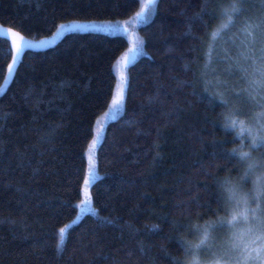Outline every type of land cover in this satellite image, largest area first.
<instances>
[{
	"label": "trees",
	"instance_id": "trees-1",
	"mask_svg": "<svg viewBox=\"0 0 264 264\" xmlns=\"http://www.w3.org/2000/svg\"><path fill=\"white\" fill-rule=\"evenodd\" d=\"M229 1L235 2L160 0L141 26L147 52L127 66L125 106L106 123L96 180L88 188L99 219L89 211L75 220L86 152L110 107L113 67L128 40L72 31L51 46L23 51L0 91V264H186L182 244L201 239L190 233L226 219L218 182L231 175L230 185L257 196L254 178L244 179L247 165L230 158L240 145L223 128L227 109L219 100L248 123L256 115L251 90L234 65L243 63L236 58L246 24L259 23L264 10L260 0H248L220 35L223 22L229 24ZM140 6L139 0H0V26L40 39L76 20L132 21ZM12 55L9 39L0 36V88ZM209 58L214 90L205 94L197 80ZM217 92L222 96L210 103ZM259 149L252 150L254 159L264 156ZM229 234L219 227L211 232L201 264L227 246Z\"/></svg>",
	"mask_w": 264,
	"mask_h": 264
},
{
	"label": "snow or ice",
	"instance_id": "snow-or-ice-1",
	"mask_svg": "<svg viewBox=\"0 0 264 264\" xmlns=\"http://www.w3.org/2000/svg\"><path fill=\"white\" fill-rule=\"evenodd\" d=\"M156 2L157 0H148V4ZM202 2L205 5L207 4V0H202ZM247 2L248 0H235L234 3H231L225 9L224 15L229 17V24L224 25L220 35L224 33V30L230 24L234 23L232 15L238 18L239 14L243 11L241 5ZM148 4L141 8V11L136 14V18L134 19H139L143 16L144 8ZM260 4L262 10H264V0H260ZM78 27L80 26L73 25L68 31H72ZM61 28H64V26L61 25ZM125 31H127V28H125ZM243 32L246 39L241 41L242 51L236 58L237 61L242 60L243 63H235L234 67L245 77L248 89L251 90L249 95L255 102L253 110L256 111L258 109V111H256L254 117H251L252 122L248 123L246 120L240 119L242 113L239 110L228 108V102L226 100H221L220 103L227 109L223 115V128L226 132H234L233 143H239L240 145L239 148L232 149L230 158L235 159L238 157V162L247 165L244 172V179L254 178L253 183L257 196L253 197L250 193L242 194L238 186L230 185L227 180L218 182L220 188L223 189L220 193L218 203L227 206L222 209L226 219L219 220L212 225H207L202 229L197 227L190 233L200 235L201 239L194 246L182 244L185 256L187 257L186 264H201V253L203 252L204 255H209L210 250L206 246L209 243L211 232L216 231L218 227L227 228L230 234L227 246L222 251H218L215 255L209 257L210 264H264V156H261L259 159H254L251 154L252 150L264 148V46L257 48L258 42L264 41V17L260 18L259 23H247ZM21 43H23V38H21ZM26 47L32 46L26 45ZM16 50L17 54H19L21 50L19 44ZM131 51L133 49H129V52ZM12 61L13 63L8 66L9 74L13 73V66L16 64L15 56L12 57ZM127 61L128 56L125 55L118 62L121 65V84L118 86L120 90L117 91L111 101L113 111L111 113H105L106 117L109 115L115 117L116 112L125 102V77L123 75V67ZM212 63V60L209 58L204 65L203 71L200 73V78L197 80L198 83L204 85L203 92L205 94H210L214 90V86L207 78L215 72V69L211 67ZM0 72H2V69H0ZM215 87L219 88L221 85L217 83ZM2 95L3 93L0 92V96ZM240 95V93H237L235 98L239 99ZM219 96H222V93L217 92L210 97L209 102L214 104ZM127 123L131 126L134 122L128 121ZM96 147L97 145L94 139L88 149L89 173L88 177L84 180L85 190L83 196L85 199L81 200V212L87 214L91 211L99 219L95 210L89 207L92 204V199L87 190L92 182L96 180V173L94 171L96 163L92 155ZM246 147L249 149L248 151L244 150ZM250 200L255 203V207H252V204L249 203ZM108 223H111V221H108ZM154 228L155 226H153V230ZM65 232L66 228L62 227L59 229L61 240H64ZM173 264H179V262L174 261Z\"/></svg>",
	"mask_w": 264,
	"mask_h": 264
},
{
	"label": "rangeland",
	"instance_id": "rangeland-1",
	"mask_svg": "<svg viewBox=\"0 0 264 264\" xmlns=\"http://www.w3.org/2000/svg\"><path fill=\"white\" fill-rule=\"evenodd\" d=\"M139 1H140V5H141L140 7L141 8L144 7V5L148 4V0H139ZM159 1L160 0H157L156 3L148 4V6L144 8L143 16L139 19H134L132 21H120V22H114V23L113 22H102V21H99V22L98 21H92V22L71 21V22H67V23L62 24L64 26V28H61V26L58 27V29L52 35H50L48 37L40 38V39H30V38L25 37L22 33H20L19 31L15 30V29L0 26V36L6 37L7 39H9V41L11 43L12 50H13L12 57L13 56L16 57V64H17L18 59L20 58L21 54L23 53V51L25 49L39 50V49H43V48H46L48 46H51L55 42H57L67 32L97 31V32H104V33H107L110 35H116V34L123 35L128 40L129 45H128V48L126 49V51L120 56V58L117 60V62L114 64V67H113V71H114V74L116 76V85H115V89H114L112 99L116 95L117 91L120 90L118 88V86L121 84V80H120L121 65L118 62L121 61L122 57L127 55L128 61L123 67V75L125 77L124 94H125V99H126L127 79H128L127 78V66L130 65L131 63H133L134 61H136L140 56L145 55L147 52L145 47H144V44H143L142 32H141L140 28L142 25L147 24L148 20L149 21L152 20L151 18H153V16H154V13H155L156 8L158 7ZM141 8H140L139 12L141 11ZM147 17L149 19H147ZM73 25H77L80 27H78L72 31H68V29H71ZM125 28H127V31H125ZM21 38H23V43H21ZM42 42H43V45H42ZM18 44L20 45V48H21L19 54H17V50H16ZM26 45H31L32 47H26ZM129 49H133V51L129 52ZM12 63H13V61L11 59L9 65ZM16 64L13 66V72H14ZM12 76H13V73L9 74V71L7 70V74H6L4 83L0 88V91H3L6 88V86L11 81ZM112 99H111V101H112ZM124 106H125V102L120 106L119 110L116 112L115 117H113L112 115H109L108 117H106L105 113H104L103 115H101L98 118V120L95 124L93 137L89 142V146H90L94 139L96 141L97 147H96L94 153L92 154L94 162H95V156L97 154V151L101 145V137L103 135L106 123L108 121L114 120L119 114H121ZM112 111H113V109H112V106L110 103V107L108 108L106 113H111ZM89 146H88V149H89ZM88 149L86 152V156H87V175H86V178L88 177V173H89V151H88ZM94 171H96V169ZM84 190H85V185H83V187H82V200L85 199V197L83 196ZM83 214H85V213L81 212V206H80L75 220L79 219Z\"/></svg>",
	"mask_w": 264,
	"mask_h": 264
},
{
	"label": "bare ground",
	"instance_id": "bare-ground-1",
	"mask_svg": "<svg viewBox=\"0 0 264 264\" xmlns=\"http://www.w3.org/2000/svg\"><path fill=\"white\" fill-rule=\"evenodd\" d=\"M134 1H136V0H134ZM227 3L229 4V3H232V2L229 1V2H227ZM138 4H139V2H138ZM149 6H150V5H149ZM150 9H151V8H150ZM223 11H224V10H223ZM223 11H222V12H223ZM147 13H148V12H147ZM219 13H221V11H220ZM149 17H150V16H149ZM147 19H149V18L147 17ZM76 21H77V20H76ZM148 21H149V20H148ZM224 21H225V20H224ZM233 21H234V20H233ZM214 25L216 26L217 24L215 23ZM223 25H226V24H224V22H223ZM218 27H219V26H218ZM216 29H217V28H216ZM210 31H211V30H210ZM210 33H211V32H210ZM230 33H231V32H230ZM233 34H234V33H233ZM227 38H228V37H227ZM212 40H213V39H212ZM240 40H241V39H240ZM207 41H208V40H207ZM214 41H215V40H214ZM211 43H212V42H211ZM219 43H220V42H219ZM225 46H226V45H225ZM235 46H237V45H235ZM228 47H229V45H228ZM228 47H227V48H228ZM237 48H238V47H237ZM205 51H206V50H205ZM226 51H227V50H226ZM229 51H230V48H229L228 52H229ZM218 52H219V51H218ZM220 52H221V51H220ZM220 52H219V53H220ZM209 53H210V52H209ZM221 53H222V52H221ZM226 54H227V53H226ZM214 55H216V54H214ZM228 56H230V55H228ZM232 56H233V55H232ZM210 57H211V56H210ZM217 57H218V56H217ZM206 58H208V56H207ZM230 58H231V57H230ZM212 59H213V58H212ZM217 59H219V58H217ZM223 59H224V58H223ZM225 60H226V59H225ZM221 61H222V60H221ZM231 65H232V64H231ZM213 68H214V67H213ZM235 69H236V68H235ZM215 70H216V69H215ZM249 75H250V74H249ZM211 79H212V78H211ZM222 79H223V78H222ZM225 79H226V78H225ZM115 82H116V79H115ZM241 85H242V84H241ZM225 87H227V86H225ZM113 89H114V87H113ZM216 91H218V90L216 89ZM220 91H221V90H220ZM220 91H219V92H220ZM223 91H224V90H223ZM223 91H222V92H223ZM251 100H252V99H251ZM219 101H221V100H219ZM231 101H232V100H231ZM227 102H228V101H227ZM235 102H236V101H235ZM230 104H232V103H230ZM236 105H238V104H236ZM234 106H235V105H234ZM222 107H223V106H222ZM229 108H230V106H229ZM221 109H224V108H221ZM225 109H226V108H225ZM230 109H232V108H230ZM105 110H106V109H105ZM103 113H104V112H103ZM96 119H97V118H96ZM92 136H93V134H92ZM91 139H92V138H91ZM232 148H233V147H232ZM258 150H260V149H258ZM258 150H256V151H258ZM258 153H259V152H258ZM234 161H235V160H234ZM237 175H238V174H237ZM229 176L231 177V175H229ZM229 176H227V178L231 179ZM233 176H234V175H233ZM224 177H225V175H224ZM221 178H222V177H221ZM221 178H220V179H221ZM236 178H237V177H236ZM222 179H223V178H222ZM225 179H226V178H225ZM229 179H228L227 181H229ZM234 179H235V178H234ZM223 180H224V179H223ZM231 180L233 181V179H231ZM231 180H230V181H231ZM233 182H234V181H233ZM233 182H232V183H233ZM246 182H247V181H246ZM246 182H245V184H246ZM230 183H231V182H230ZM247 183H248V182H247ZM249 183H250V182H249ZM231 185H232V184H231ZM233 185H234V184H233ZM245 186H246V185H245ZM218 187H219V186H218ZM247 187H248V186H247ZM218 189H219V188H218ZM220 189H221V188H220ZM221 191H222V189H221ZM221 191H219V192H221ZM225 206H226V205H225ZM223 207H224V206H223ZM222 214H223V213H222ZM222 214H221V215H222ZM221 215H220V217H221ZM222 216H223V215H222ZM221 218H222V217H221ZM215 219H216V218H215ZM219 232H220V231H219ZM223 232H224V231H223ZM224 235H225V234H224ZM211 239H212V238H211ZM202 262H203V261H202Z\"/></svg>",
	"mask_w": 264,
	"mask_h": 264
}]
</instances>
